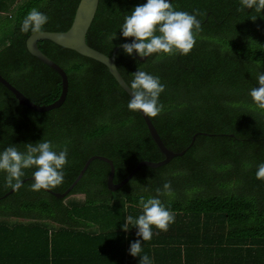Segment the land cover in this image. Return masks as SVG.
<instances>
[{
	"label": "trees",
	"instance_id": "16d2710c",
	"mask_svg": "<svg viewBox=\"0 0 264 264\" xmlns=\"http://www.w3.org/2000/svg\"><path fill=\"white\" fill-rule=\"evenodd\" d=\"M79 1L0 0V23H5L0 24V74L33 102L57 99L62 79L30 53L26 41L32 33H22L21 22L36 8L49 16L43 30L65 31ZM144 2L99 0L87 43L111 55L118 44L130 42L119 28ZM172 3L176 10L198 13L201 31L190 53L153 54L142 62L120 48L117 68L129 86L137 70L165 85L162 111L150 118L170 149L181 151L195 133L208 134L197 135L184 155L166 165L142 166L115 191L107 186L110 165L100 159L65 197L31 190L32 178L2 197L12 187L0 171V264H139L140 258L129 254L130 243L141 239L137 229L125 233L121 225L127 215L140 214V196H157L165 183L171 194L161 193L160 199L175 220L167 231L153 227L152 239L142 243L152 264H264V180L256 178L264 163V110L249 95L258 86L256 73L264 71V15L240 10L239 0ZM38 44L67 72V98L60 107L39 112L0 82V151L13 144L25 151V144L42 139L56 151L66 146L64 180L51 189L57 192L68 189L95 154L113 160L115 182L141 160L164 158L142 114L127 108L130 95L106 65L48 39ZM24 171L32 177L35 168ZM233 178L242 182L228 185ZM73 194L85 199L67 201ZM11 218L28 221L11 224Z\"/></svg>",
	"mask_w": 264,
	"mask_h": 264
},
{
	"label": "clouds",
	"instance_id": "9594fccd",
	"mask_svg": "<svg viewBox=\"0 0 264 264\" xmlns=\"http://www.w3.org/2000/svg\"><path fill=\"white\" fill-rule=\"evenodd\" d=\"M240 10H253L264 15V0H239ZM198 13L176 10L172 0H145L132 9L130 15L124 17L119 28L123 38H132L130 42L121 44L122 52L129 57H150L153 54L187 55L196 43V36L201 31ZM49 22V16L36 8L31 9L23 18L20 31L22 33H40ZM116 33L107 39L110 43ZM257 85L249 90V95L258 109L264 110V71L256 73ZM131 95L127 108L133 112H141L149 117H156L163 108L159 101L165 85L158 76L137 70L130 83ZM26 150L20 151L15 144L0 151V171L6 173V183L15 190L23 185L25 169L35 168L32 172L31 190L52 189L64 180V168L68 164V148L56 151L50 140L25 144ZM256 178L264 180V163H260ZM157 196H140L137 216L127 215L122 230L127 233L132 227L137 229V239L130 243L129 254L139 257V264H152L147 254H142V243L153 236V227L167 231L174 222L175 216L170 207L160 199V194H171L170 183L163 189H157Z\"/></svg>",
	"mask_w": 264,
	"mask_h": 264
},
{
	"label": "water",
	"instance_id": "95a60500",
	"mask_svg": "<svg viewBox=\"0 0 264 264\" xmlns=\"http://www.w3.org/2000/svg\"><path fill=\"white\" fill-rule=\"evenodd\" d=\"M99 6V0H80L78 6L75 11V15L70 27L65 31H45L42 30L40 33L30 34L27 38L26 44L27 48L30 53L40 60L54 68L61 76V94L60 96L55 99L53 102L48 104H39L33 102L27 95H25L20 89L14 86L9 80H7L3 75L0 74V82L5 85L10 91L14 93L16 98L21 104H24L36 111L45 112L52 110L54 108L60 107L67 98V94L69 91V77L67 72L64 70L62 66H60L57 62L52 60L48 55H46L39 47L38 42L41 40H51L52 42L63 46L68 49L75 50L81 55L86 57H90L92 59L98 60L104 65H106L109 71L113 74L116 78L118 83L123 87V89L131 95L130 86L127 84L125 79L120 74L117 64H116V54L117 51L121 48V44H118L111 55H107L104 52L97 50L90 46L87 43V34L89 28L96 16L97 10ZM135 55V54H134ZM140 61H145L147 57H138ZM141 113V112H140ZM142 114V113H141ZM149 132L164 154V158L158 161L153 160H141L132 170L131 172L122 180L115 182V165L111 158L104 156V155H92L85 163L84 167L81 169L79 175L75 179V181L66 189L64 192H57L51 189H46L49 192L53 193L57 197H65L68 193L72 190V188L77 184V182L82 178L83 174L87 170L88 166L94 159H100L106 161L110 165V172L107 177V186L110 190L115 191L122 187H124L129 180L138 172V170L144 166L148 165L150 167H159L168 164L174 157L182 156L188 150V148L195 142L197 135L200 134H208L203 132H197L193 135L192 142L188 147L181 151H174L170 149L162 139L158 129L156 128L155 124L153 123L152 119L149 116L142 114ZM214 135V134H211ZM32 177H25L23 178V183ZM15 189L11 188L8 192H6L2 197L8 196L9 194L13 193ZM0 197V198H2Z\"/></svg>",
	"mask_w": 264,
	"mask_h": 264
},
{
	"label": "rangeland",
	"instance_id": "374dc122",
	"mask_svg": "<svg viewBox=\"0 0 264 264\" xmlns=\"http://www.w3.org/2000/svg\"><path fill=\"white\" fill-rule=\"evenodd\" d=\"M7 14H8V13H6V15H7ZM0 24L5 25V23H0ZM246 166L248 167L249 165L246 164V165H244L243 168H246ZM230 170H231V172L233 171V169H231V167H230ZM235 170H236V169H234V171H235ZM235 181L242 182L241 179L233 178V179H231L230 182L227 183V184L232 186V184H233ZM66 199H67V201H69V200L83 201V200L85 199V195H84V194H73V195L69 196V197L66 198ZM9 221L11 222V224H14V223L19 222V221H20V222H26V221H28V220H26V219H18V220H17V219H15V218H11V220H9ZM46 222H48V223H50V224H53L52 222H49L48 220H47Z\"/></svg>",
	"mask_w": 264,
	"mask_h": 264
}]
</instances>
